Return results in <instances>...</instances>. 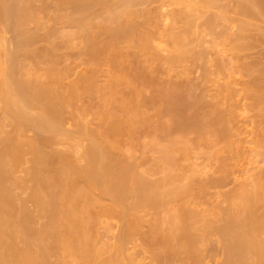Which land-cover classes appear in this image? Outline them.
<instances>
[{
  "label": "bare ground",
  "instance_id": "obj_1",
  "mask_svg": "<svg viewBox=\"0 0 264 264\" xmlns=\"http://www.w3.org/2000/svg\"><path fill=\"white\" fill-rule=\"evenodd\" d=\"M262 22L264 0H0V264H264Z\"/></svg>",
  "mask_w": 264,
  "mask_h": 264
},
{
  "label": "rangeland",
  "instance_id": "obj_2",
  "mask_svg": "<svg viewBox=\"0 0 264 264\" xmlns=\"http://www.w3.org/2000/svg\"><path fill=\"white\" fill-rule=\"evenodd\" d=\"M261 26H262V28H261V31L262 30H264V22H262L261 23ZM219 40V39H218ZM224 40V39H223ZM222 40V38H220V40L219 41H222L221 42V44L217 47V49L218 50H224V49H227V48H229V45H228V42H224ZM218 41V42H219ZM164 46L166 45V42H165V44H163ZM162 54H166V52H162ZM168 54V53H167ZM189 65V64H188ZM194 76V75H193ZM239 77V76H238ZM251 114V113H250ZM142 140V139H141ZM59 147H61V146H59ZM62 149H64V147H62ZM146 155L150 158L151 156H152V153H146ZM145 156V155H144ZM146 156V157H147ZM247 158H250V157H248V154H244L243 156H242V159H241V161H240V164L241 165H239L238 166V168H239V170L241 169V171L242 170H247V169H252V168H255V167H257L258 166V164H260V165H262L261 163H256V162H251V163H249L248 161H246V159ZM256 164H257V166H256ZM243 165V166H242ZM240 166H242V168H240ZM244 168V169H243ZM231 187H232V185H230ZM230 186H228L227 188H224L225 189V191L226 190H229L231 187ZM230 187V188H229ZM224 189H222V191H224ZM217 199H219V198H217ZM213 200V199H212ZM215 200H216V198H215ZM152 211L153 210H147V209H145V210H141L140 212H138L137 213V215H139V216H144V218H152ZM103 218H108L107 220L112 224V225H114V229H113V232L114 233H117V231H118V229H119V227H120V225H121V222L119 221V219H118V217H115V216H113V217H103ZM111 218V219H110ZM138 249V248H137ZM140 249V248H139ZM142 256V255H141Z\"/></svg>",
  "mask_w": 264,
  "mask_h": 264
}]
</instances>
